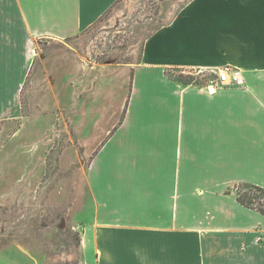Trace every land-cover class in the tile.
Listing matches in <instances>:
<instances>
[{"label": "crops", "instance_id": "0c3cea01", "mask_svg": "<svg viewBox=\"0 0 264 264\" xmlns=\"http://www.w3.org/2000/svg\"><path fill=\"white\" fill-rule=\"evenodd\" d=\"M117 1L0 0V127L22 115L37 41L66 43ZM225 67L244 84L178 76ZM102 129L80 264H264V214L237 192L264 187V0H188L148 36L125 115ZM0 264L38 263L4 244Z\"/></svg>", "mask_w": 264, "mask_h": 264}, {"label": "rangeland", "instance_id": "374dc122", "mask_svg": "<svg viewBox=\"0 0 264 264\" xmlns=\"http://www.w3.org/2000/svg\"><path fill=\"white\" fill-rule=\"evenodd\" d=\"M187 1L118 0L66 43L37 41L22 115L0 127V246H21L38 264L81 263L95 135L122 120L146 39Z\"/></svg>", "mask_w": 264, "mask_h": 264}, {"label": "built area", "instance_id": "2783aa9c", "mask_svg": "<svg viewBox=\"0 0 264 264\" xmlns=\"http://www.w3.org/2000/svg\"><path fill=\"white\" fill-rule=\"evenodd\" d=\"M231 68L225 67L219 72H210V75H216V78L213 76H209L206 72L201 70L192 71L190 73L191 76L194 77L192 80L193 83H197L199 80L203 81L204 83H215L220 85H243L244 80L240 76L239 71H231Z\"/></svg>", "mask_w": 264, "mask_h": 264}, {"label": "trees", "instance_id": "16d2710c", "mask_svg": "<svg viewBox=\"0 0 264 264\" xmlns=\"http://www.w3.org/2000/svg\"><path fill=\"white\" fill-rule=\"evenodd\" d=\"M179 80L184 83H193L194 77L191 75L179 74ZM197 83H204L203 81H198ZM254 194V195H252ZM238 200L243 205L255 208L264 214V187L258 185H249L248 190L243 193H238ZM258 200V204H255V201Z\"/></svg>", "mask_w": 264, "mask_h": 264}, {"label": "bare ground", "instance_id": "6f19581e", "mask_svg": "<svg viewBox=\"0 0 264 264\" xmlns=\"http://www.w3.org/2000/svg\"><path fill=\"white\" fill-rule=\"evenodd\" d=\"M35 52V51H34Z\"/></svg>", "mask_w": 264, "mask_h": 264}]
</instances>
